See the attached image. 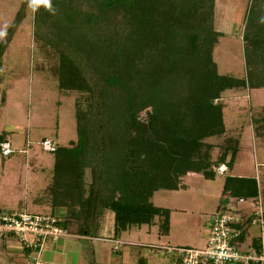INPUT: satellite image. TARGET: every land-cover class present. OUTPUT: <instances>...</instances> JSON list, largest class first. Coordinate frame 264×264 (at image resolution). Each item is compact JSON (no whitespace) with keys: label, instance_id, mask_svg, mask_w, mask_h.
<instances>
[{"label":"trees","instance_id":"16d2710c","mask_svg":"<svg viewBox=\"0 0 264 264\" xmlns=\"http://www.w3.org/2000/svg\"><path fill=\"white\" fill-rule=\"evenodd\" d=\"M31 1L23 0L0 42V67ZM34 1L35 35L58 54V86L80 94L77 140L54 144L49 193L52 207L66 210L59 227L96 237L100 214L109 210L116 239L155 224L169 235L171 210L153 203L155 193L176 189L186 172L215 176L236 162L238 139L216 159L207 140L227 130L220 100L229 90L264 88V0H253L247 13L245 78L219 72L216 0ZM252 113L254 132L264 137V106ZM9 134L0 133L2 155ZM224 192L252 199L259 186L255 178L227 175ZM252 217L242 224L241 243ZM246 246L259 249L260 238ZM137 264L148 263L140 257Z\"/></svg>","mask_w":264,"mask_h":264},{"label":"rangeland","instance_id":"374dc122","mask_svg":"<svg viewBox=\"0 0 264 264\" xmlns=\"http://www.w3.org/2000/svg\"><path fill=\"white\" fill-rule=\"evenodd\" d=\"M252 1L216 0L214 27L222 33V36L214 56L221 74L237 78L246 77L243 34ZM23 4V0H10V2L0 0V42ZM34 6V0L27 5L26 16L5 53L0 67V133L3 130L12 129V135L15 130L19 140L30 142L27 148L28 157H30L28 182L23 187L15 188V191L7 196L1 188L0 210L14 209L31 214L55 215L63 220L66 215L60 212L55 213L49 193L56 157L54 153L44 149L43 139L49 138L48 140L55 141L59 146H68L72 141L77 140L75 103L80 94L62 91L59 88L58 54L35 35ZM1 98H4V104ZM220 102L230 110L225 116L226 132L207 140L213 145V159L220 156L222 146L228 145V141H235L241 135V145L244 148L251 143L249 115L252 111H258L264 106V88L229 90ZM144 115V113L141 114L142 117ZM10 136L11 134L9 139ZM20 157L23 160L26 155L21 156L19 152H14L12 157L4 158L7 162L4 169L11 168L10 159H20ZM237 157L240 161L244 159L238 155ZM14 160L11 164L13 163L12 168L15 169L18 162L15 163ZM0 170V176H2V163ZM227 175L232 176L234 173L227 170L225 174L217 173L215 176L196 172L180 175L176 189H160L153 197V203L156 206L171 210L172 236L169 238L168 235H162L158 225L155 224L142 226L130 237L140 240L144 245L156 247L154 249L146 247L143 251H155L154 255L158 256L160 253L161 258L166 253V250L161 247L203 248L207 243L205 235L207 230L209 232L211 218L217 212L224 211L223 206L229 209V204H236L235 198L231 199L233 197L224 192ZM17 199L27 205L19 208ZM98 223L100 235H110L114 232V213L109 210L104 211L100 214ZM70 230L75 232L76 228L72 227ZM197 241L200 242L197 243ZM162 259L164 261L165 258ZM0 264H35V262L25 255L19 240L1 238Z\"/></svg>","mask_w":264,"mask_h":264},{"label":"crops","instance_id":"0c3cea01","mask_svg":"<svg viewBox=\"0 0 264 264\" xmlns=\"http://www.w3.org/2000/svg\"><path fill=\"white\" fill-rule=\"evenodd\" d=\"M9 1L10 0H6ZM227 107V106H226ZM225 114L228 113L230 109H226ZM252 112L250 113V129H251V138L247 146L245 148L241 145L242 135L237 137L239 141V152L238 156L243 157V160H239L236 158V162L233 168L230 170L234 173L233 177H251L255 178L258 182L259 186V195L256 198L252 199H236L235 205L229 204V209L227 206H223L222 208L226 211H234L238 212L243 216V218L247 219L252 214L254 215L255 210L261 208L264 212V137H258L254 132L253 127V117ZM4 131V130H3ZM6 131V130H5ZM11 131V138L8 142L11 143L14 152H19L21 156L26 155V158L22 160L13 158L10 159L12 162H18L17 167L20 169L12 168L11 162L9 165L10 169L5 170L4 166L7 162L4 160L6 157H12V153L9 156H4L0 153V164L3 165V174L0 176V189L2 188V192L7 196L15 191V188L23 187L28 182L27 178L29 177V158L28 157V145L30 142L19 140L18 135L15 134V130L8 129ZM17 135V136H15ZM13 136V137H12ZM49 139V138H48ZM45 140V139H43ZM55 145V141H53ZM32 145V144H31ZM23 154V155H22ZM14 163V164H15ZM238 172V174H236ZM1 173V170H0ZM242 173V174H240ZM245 174V175H243ZM39 177V174H38ZM37 177V179H38ZM40 180V179H39ZM16 185V186H15ZM3 186L5 188H3ZM234 199V198H231ZM18 207H24L21 200L16 201ZM5 206V204H2ZM221 208V207H220ZM54 209V208H53ZM14 210V209H12ZM55 213L60 212L62 215H66V210L64 208H55ZM54 213V214H55ZM55 216V215H54ZM173 227V217L171 213V222H170V232L169 238L171 235V229ZM141 229V228H139ZM139 229H133L128 232L123 233L119 238H114V232L108 236L100 235L98 232L96 237L90 236H82L78 235L76 232L72 230L66 231V236L60 239L57 242L49 243L39 254L40 258L43 261L54 264H137L140 257H143L147 260L148 264H178L179 259L174 254L164 253L165 258L164 261L160 256V253L154 255L155 251H143L146 247L151 248V245H144L140 240H135L133 237H130L134 231ZM210 231V228H209ZM103 233V231H102ZM209 236V232L207 230V234L205 235V241ZM259 236V229L255 226H249L247 230V234L245 235V245H250L254 238ZM1 239V238H0ZM201 241V240H200ZM200 241H197L200 242ZM157 252V251H156ZM156 254V253H155ZM29 257L32 258V255ZM159 258V259H158ZM159 261V262H158Z\"/></svg>","mask_w":264,"mask_h":264},{"label":"built area","instance_id":"2783aa9c","mask_svg":"<svg viewBox=\"0 0 264 264\" xmlns=\"http://www.w3.org/2000/svg\"><path fill=\"white\" fill-rule=\"evenodd\" d=\"M46 151L55 152L56 146L51 140H44ZM2 153L8 156L13 153L9 142L2 143ZM226 165H221L217 172L225 174ZM250 226L258 227L260 247L250 246L240 242L244 231L242 224L246 221L234 211L217 212L211 218L207 243L203 248L164 247L169 254L178 257V264H264V212L261 208L252 214ZM56 216L46 214H31L27 211L0 210V238L17 239L23 248L30 249L35 264H54L43 261L39 254L52 242H57L66 231L58 225Z\"/></svg>","mask_w":264,"mask_h":264}]
</instances>
